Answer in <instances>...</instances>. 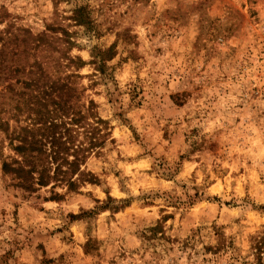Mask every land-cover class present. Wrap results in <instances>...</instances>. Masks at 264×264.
<instances>
[{
  "label": "rangeland",
  "instance_id": "374dc122",
  "mask_svg": "<svg viewBox=\"0 0 264 264\" xmlns=\"http://www.w3.org/2000/svg\"><path fill=\"white\" fill-rule=\"evenodd\" d=\"M85 3L94 30L69 19ZM0 10L34 32L62 25L86 62L114 44L104 72L87 63L75 80L111 134L81 166L95 180L74 191L28 192L2 171L12 128L28 122L12 119L5 92L0 264H264V0H0Z\"/></svg>",
  "mask_w": 264,
  "mask_h": 264
},
{
  "label": "trees",
  "instance_id": "16d2710c",
  "mask_svg": "<svg viewBox=\"0 0 264 264\" xmlns=\"http://www.w3.org/2000/svg\"><path fill=\"white\" fill-rule=\"evenodd\" d=\"M69 19L86 30L95 28L87 3L76 4ZM74 46L78 44L71 40V32L60 24H46L34 32L18 24L7 10H0V110H5L7 92L14 98L12 119L18 122L22 113L28 119L12 128L14 156L3 160L1 169L28 192L50 185L51 194H61L54 190L56 186L74 191L79 184L94 181L81 166L111 134L109 121L95 111V101H82L75 80L81 77L78 69L87 63L104 72L114 44L106 49L93 46L88 62L70 54ZM70 66L73 69L67 73L59 71ZM9 128L0 117V130L8 133ZM81 133L83 139L78 138Z\"/></svg>",
  "mask_w": 264,
  "mask_h": 264
}]
</instances>
